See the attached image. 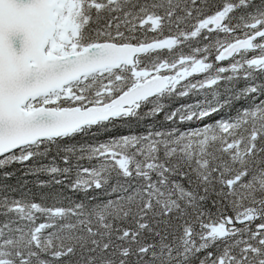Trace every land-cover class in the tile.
<instances>
[{"label":"snow or ice","instance_id":"6c2138e0","mask_svg":"<svg viewBox=\"0 0 264 264\" xmlns=\"http://www.w3.org/2000/svg\"><path fill=\"white\" fill-rule=\"evenodd\" d=\"M28 162L61 189L0 184V264H264V0H0V169Z\"/></svg>","mask_w":264,"mask_h":264},{"label":"trees","instance_id":"16d2710c","mask_svg":"<svg viewBox=\"0 0 264 264\" xmlns=\"http://www.w3.org/2000/svg\"><path fill=\"white\" fill-rule=\"evenodd\" d=\"M214 3H216L218 6H222V0H214ZM212 11H215V9H212ZM239 11L235 13V15H239ZM235 22V21H234ZM181 27H184L183 25H181ZM138 35H141V37L143 38V34L138 33ZM147 38L149 40V42L154 39V38H160L163 39L169 35H175V25H172V31L170 32L168 27L166 26L163 30V34L159 35L158 33L155 32H147L146 33ZM235 36H238L240 38H243V32L242 31H237L235 34ZM219 38L220 39H225L224 34H219ZM227 39L231 40L232 36L227 37ZM193 46H196L195 41H193ZM199 46H203L202 44ZM183 51L185 53H188L189 49L188 48H183ZM258 54V53H257ZM155 55V54H153ZM253 55V53H249L248 54V58H251V56ZM168 57V53L167 50H162L161 51V58H167ZM240 57H236V59H239ZM214 61V53L213 56L210 57L209 62H213ZM147 62V60H146ZM230 61L226 60V61H222L219 62V66H223V67H228L229 66ZM167 73V72H166ZM227 74H231V73H227ZM242 76V73H241ZM198 78H202V77H198ZM191 82H196V79L193 78L191 80ZM185 83V81L181 82V85H178V87H182V85ZM241 84H243V81L241 80ZM221 90H222V86H221ZM204 91L206 90H197V94H193L190 99L189 98H181L179 100H175L172 102V107L175 108L177 106H179L182 103H187V102H194L196 99H202L203 98V94ZM211 98V97H209ZM158 119H162L160 117H158ZM178 119V118H177ZM211 120L216 119L215 116L210 118ZM151 121H144L141 124L137 125L135 122H132V124L129 125H124L121 122H117V127L113 128V130L110 133H105L103 131H100L97 133V135L95 137L92 136H87V137H80L78 136L76 138V140L71 141L72 143H92V144H96L99 142H104L106 140H108L110 137L112 136H118L120 134H138V133H143L145 132L146 129V125L148 123H150ZM205 122H209V121H205ZM163 128H170L172 127L171 124L168 123H164L163 125H160ZM181 127L182 130L186 129L189 125L187 123L183 124V125H179ZM195 126V125H193ZM55 156V152L53 151L52 153H50V155L44 159L42 162L47 164L52 162V157ZM31 162L26 163V165H20V164H12L10 166H6L4 169H0V177L3 176L4 172H13L14 175L11 179H0V184H8V185H12L14 187L17 188V190L15 192L9 193V195H11L13 198L16 199H20V198H27L28 200H34L36 202H42V203H46V204H51L52 201L51 200H47V201H41V196L44 194H47L49 192H55V191H59L61 189V186H47V187H38L35 183H33V181H35L37 179V177H26V179L29 181L27 186L25 188H20L18 185V181L20 180L21 174L24 171L25 167L28 166V164H30ZM57 166H63L62 163L57 159L55 161ZM83 163L87 166L88 162L87 161H83ZM40 180H47L48 176L46 174H41L39 176ZM2 195V194H0Z\"/></svg>","mask_w":264,"mask_h":264},{"label":"bare ground","instance_id":"6f19581e","mask_svg":"<svg viewBox=\"0 0 264 264\" xmlns=\"http://www.w3.org/2000/svg\"><path fill=\"white\" fill-rule=\"evenodd\" d=\"M163 74H170V73H166V72H165V73H163Z\"/></svg>","mask_w":264,"mask_h":264}]
</instances>
